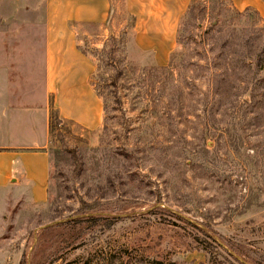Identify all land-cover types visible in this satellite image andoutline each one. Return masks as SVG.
I'll use <instances>...</instances> for the list:
<instances>
[{
  "label": "rangeland",
  "instance_id": "obj_1",
  "mask_svg": "<svg viewBox=\"0 0 264 264\" xmlns=\"http://www.w3.org/2000/svg\"><path fill=\"white\" fill-rule=\"evenodd\" d=\"M44 29L45 0H0V128L51 124L47 199L0 187V264H264V15L113 0L106 29L80 26L95 130L46 96Z\"/></svg>",
  "mask_w": 264,
  "mask_h": 264
},
{
  "label": "crops",
  "instance_id": "obj_2",
  "mask_svg": "<svg viewBox=\"0 0 264 264\" xmlns=\"http://www.w3.org/2000/svg\"><path fill=\"white\" fill-rule=\"evenodd\" d=\"M231 2L238 10L252 7L264 15V0ZM112 3L113 0H45L46 96L51 97L62 118L91 130L102 126L104 106L92 84L95 63L82 49L80 26L92 24L106 29L112 16ZM159 20L166 25L169 21L173 23L168 15L148 18L149 22ZM138 21H142L139 16ZM161 28L159 34L165 36V30L172 31L173 24L168 28L163 24ZM147 30L149 36L157 35ZM15 115L13 112L7 119L13 123ZM31 115L42 119L39 136L26 137L27 140L16 138L10 121L0 128V187L16 181L17 186L26 187L34 202L41 203L47 199L50 177V109L40 108Z\"/></svg>",
  "mask_w": 264,
  "mask_h": 264
},
{
  "label": "trees",
  "instance_id": "obj_3",
  "mask_svg": "<svg viewBox=\"0 0 264 264\" xmlns=\"http://www.w3.org/2000/svg\"><path fill=\"white\" fill-rule=\"evenodd\" d=\"M238 10V9H237ZM27 252L24 251L21 255V258H20V261H19V264H27Z\"/></svg>",
  "mask_w": 264,
  "mask_h": 264
}]
</instances>
